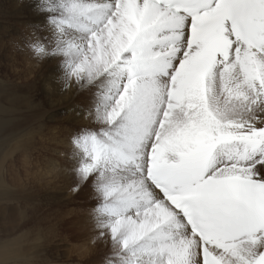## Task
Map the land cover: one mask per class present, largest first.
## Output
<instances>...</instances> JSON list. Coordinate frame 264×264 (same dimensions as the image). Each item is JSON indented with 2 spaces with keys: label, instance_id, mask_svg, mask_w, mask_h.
Returning a JSON list of instances; mask_svg holds the SVG:
<instances>
[{
  "label": "snow or ice",
  "instance_id": "snow-or-ice-1",
  "mask_svg": "<svg viewBox=\"0 0 264 264\" xmlns=\"http://www.w3.org/2000/svg\"><path fill=\"white\" fill-rule=\"evenodd\" d=\"M59 9L67 76L96 85L69 170L105 264H264V0Z\"/></svg>",
  "mask_w": 264,
  "mask_h": 264
},
{
  "label": "rangeland",
  "instance_id": "rangeland-1",
  "mask_svg": "<svg viewBox=\"0 0 264 264\" xmlns=\"http://www.w3.org/2000/svg\"><path fill=\"white\" fill-rule=\"evenodd\" d=\"M55 16L57 15H52L51 21ZM34 18L29 15L10 14L4 24L7 32L1 35L0 31L2 42L13 38L10 41L12 45L7 46L9 47L7 51H0L2 56V59L0 58V82L6 83L8 99H18L21 109L9 113L10 127L7 128L9 131L0 137V149L4 151L7 149L2 167L8 189V195L0 200V241L14 238L18 244V255L13 264H105L107 249L102 243H93V229H90L89 233L86 230L82 237L76 236L73 237L75 239L68 241L54 238L55 206L52 200L56 193H53L50 187L49 170L52 153L48 145L51 135L52 108L48 101H45L48 100L47 98H41L42 102L45 101L42 108L46 110V114L43 117L34 115L37 114L38 109L36 104L41 103L35 87L38 86L39 93L40 84L52 68L55 55L59 52L53 50V45L55 42V45H59L60 38L54 35L55 25L52 22L49 27L39 28L41 25L38 22L31 24ZM25 25L28 29L29 27L32 29L25 32ZM28 38L40 41L42 45L40 47L44 49V53H38L41 58L37 59L33 50H30L29 45L31 44L25 42L29 40ZM24 46L29 48L23 50ZM6 58L10 61L7 62ZM69 114L70 111L61 110L58 112V117L63 118ZM78 128L79 126H76L73 132H77ZM38 132L46 136L48 141L45 142L46 150H39L38 139L41 136ZM59 161L57 165L60 172L62 161ZM73 188L58 187L61 202L56 205L57 210L60 209L61 221L73 216L77 227L69 230L80 232L83 231L80 228L83 224L81 218L85 216L84 214L90 218V210L95 201L92 199L90 189L85 188L77 194L73 192ZM69 197H74L72 202ZM63 227L66 228L62 229V235H66L69 233L68 227L67 225ZM89 227L93 228V226Z\"/></svg>",
  "mask_w": 264,
  "mask_h": 264
},
{
  "label": "bare ground",
  "instance_id": "bare-ground-1",
  "mask_svg": "<svg viewBox=\"0 0 264 264\" xmlns=\"http://www.w3.org/2000/svg\"><path fill=\"white\" fill-rule=\"evenodd\" d=\"M50 7H55L56 11L55 12L49 11L48 9ZM58 11H60L59 0H0V22L2 21V23H0V31L2 32L1 35H3L4 32H7V27H5L4 24H5V20L8 18V15L10 14L14 13L20 15L34 16L35 18L32 19L31 24L33 23L34 25L35 24L34 22H38L41 25L39 26V28H42V27H49L52 15H58L59 13ZM31 29L32 28L30 27L28 29V27L26 26L25 32L30 31ZM1 35L0 38H2ZM12 39L13 38H9L8 41H4V42L0 40V51L3 50L7 51L6 49L9 48L7 46L12 45L10 43ZM28 39L29 40H26L25 42L30 43L32 45L34 40L32 38H28ZM55 43L53 45V50L58 51L60 44L55 45ZM38 46L39 47L42 46L40 41L38 42ZM26 48L29 47L24 46L22 49L24 50ZM0 58L2 59L1 55ZM5 60L7 62L10 61L7 58ZM68 71H70L68 67V58H66L61 52L56 53L55 58L53 60L52 68L49 70V73L45 76V78L42 80L40 84L39 93H38V86L35 87L36 88L35 91L37 93V96L40 97L39 101L41 103L40 105L36 104L38 108L37 114L36 112H34V114H36L34 115L35 117L39 115L43 117V115L46 114V110L42 108V104L45 105V101H48V103L52 108L51 110L52 121H51V129H50L51 135H50V143L48 145H50L49 149L50 152L52 153L50 156V170H49L51 175L50 187H52L53 193H56V196L54 195L55 196L54 199L52 198L53 205L55 206L54 214H53L54 238H58L61 240L64 239L66 241L75 239L73 237L76 236L82 237L86 230L89 233L90 229H93L89 227L92 226L91 219L88 216H86V214H84L85 216L81 218V222L83 224L80 226V228L83 229V231L71 232V230L69 229L77 227L76 223H74L75 219L72 216L68 220L65 219L66 221L65 220L61 221L62 218L60 216V209L57 210L58 206L56 204H60L61 202L59 201L60 191L58 187L61 186L64 187L67 186L71 188L74 187V179H73L74 176L69 170L75 152L72 143V137L73 134L75 133L73 132V129L76 126H79V128H81L82 126L88 124L89 119L92 118L91 116H89V119H86L85 113L86 110H88L91 107L90 100L92 98V93L96 90V85H90L87 91H78V88L81 87V85L77 84L74 78L67 76ZM7 89L8 87L6 83L1 81L0 82V137H3V135L6 134V131H9L7 130V128L10 127L9 126L10 118L8 117V115H10L9 113L16 109L21 110L19 108L20 101L18 99H12V100L8 99V94L6 93ZM41 98H47L48 100L42 102ZM61 110H67L68 112L70 111V114L66 117L59 118L58 112ZM38 134L40 133L38 132ZM40 136H41L40 139H38L40 145L39 150H43V149L46 150L47 145L45 146V142H48L46 140V136L42 132ZM3 151H4L3 149H0V171H1L0 200L2 199V197L8 195L7 193L8 189L5 184L3 167H2V163L4 162L3 160L5 159L4 157L7 153V149L4 152ZM59 160L62 161V163H60L62 166L60 172L57 165L58 162H60ZM3 184L5 185L3 186ZM73 198L69 197L71 202ZM4 219H6V217H4ZM65 225H67L68 227L67 230H69V233H67L66 235H62L63 234L62 229L66 228L63 227Z\"/></svg>",
  "mask_w": 264,
  "mask_h": 264
},
{
  "label": "clouds",
  "instance_id": "clouds-1",
  "mask_svg": "<svg viewBox=\"0 0 264 264\" xmlns=\"http://www.w3.org/2000/svg\"><path fill=\"white\" fill-rule=\"evenodd\" d=\"M29 47H30V50H33L34 56H35L37 59L41 58V57L38 56V53H37V51H36V49H37L39 46H38V42H37L35 39H34V41H33V44H32V45H29Z\"/></svg>",
  "mask_w": 264,
  "mask_h": 264
}]
</instances>
